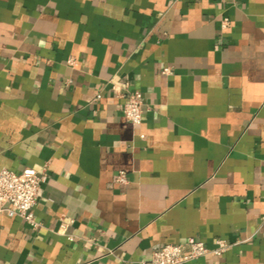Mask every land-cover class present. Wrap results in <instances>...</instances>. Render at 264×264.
Masks as SVG:
<instances>
[{"label":"crops","instance_id":"obj_1","mask_svg":"<svg viewBox=\"0 0 264 264\" xmlns=\"http://www.w3.org/2000/svg\"><path fill=\"white\" fill-rule=\"evenodd\" d=\"M24 167L39 225L1 213L0 264H144L189 237L229 248L185 264H264V0H0V169Z\"/></svg>","mask_w":264,"mask_h":264},{"label":"built area","instance_id":"obj_2","mask_svg":"<svg viewBox=\"0 0 264 264\" xmlns=\"http://www.w3.org/2000/svg\"><path fill=\"white\" fill-rule=\"evenodd\" d=\"M228 24V19L223 18L221 27ZM169 73L168 68L162 70ZM99 97V95H97ZM124 101L120 105L121 113L132 125L141 124L143 117L142 95L138 90H127L123 95ZM143 137V135H140ZM43 175L31 167H24L18 172L0 169V214L13 217L18 216L36 228L33 206L40 188ZM117 182H125L126 176L119 171L115 177ZM229 245L223 239L215 240V247L209 249L204 242L189 237L184 243L165 244L151 252L149 259L144 264H185L208 253L222 255Z\"/></svg>","mask_w":264,"mask_h":264}]
</instances>
